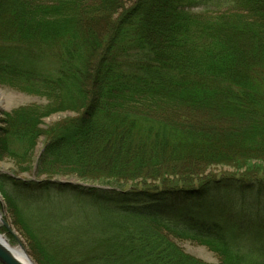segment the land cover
Here are the masks:
<instances>
[{
    "label": "trees",
    "instance_id": "16d2710c",
    "mask_svg": "<svg viewBox=\"0 0 264 264\" xmlns=\"http://www.w3.org/2000/svg\"><path fill=\"white\" fill-rule=\"evenodd\" d=\"M0 84L47 100L0 111V161L36 176L0 172V210L37 264H264V180L205 172L264 168V0H0Z\"/></svg>",
    "mask_w": 264,
    "mask_h": 264
},
{
    "label": "rangeland",
    "instance_id": "374dc122",
    "mask_svg": "<svg viewBox=\"0 0 264 264\" xmlns=\"http://www.w3.org/2000/svg\"><path fill=\"white\" fill-rule=\"evenodd\" d=\"M203 9L202 4H198L196 6H191L190 10L194 12H199ZM226 9V7L224 8ZM106 18L103 20L104 27H108L106 23ZM107 26H106V25ZM1 90V98H0V111L11 112L17 107L23 105H30V104H44L47 100L39 95L30 94L28 92L22 90H16L10 87H6L0 84ZM81 110H63L58 111L51 114L49 117L45 119L44 127L51 126L56 123L65 122L73 117L79 115ZM47 136H42L38 144L36 145L32 155L30 157L31 162H35L38 156L40 155L46 141ZM0 172H8L15 176H19L20 178L24 179H35L36 176L31 174L28 171H25L20 163L14 157H5L0 161ZM206 173L212 174L217 178H221L226 175H230L236 178H244L245 180H264V168L262 171L252 172L251 170L245 168L244 166H233V165H225V164H218L211 166L210 168L205 170ZM41 178H51L53 180H60V181H80V182H87L90 183L89 180H82L78 179L75 176H68V175H43ZM153 181H142V180H122V181H115L124 189H130L132 187L141 188L145 185L150 184ZM197 182V181H195ZM99 183V182H95ZM159 184L158 181H155L154 184ZM251 194V191H242L237 190L234 188L224 189L221 190L220 201L228 202L231 204L232 202L235 204H239L240 200L243 196ZM181 201L186 207L191 208L192 211L195 213L197 218L203 221L211 222L212 220L216 219L217 212L219 206L222 202L218 201H210L208 199H197L191 198L186 199L183 196H176L173 197ZM0 235L9 242V244L13 247H19L27 252L30 256L34 264H37L30 252L27 249V242L24 234L21 230L15 225L12 218L6 213V210H0ZM181 246L190 254L206 261L209 263L219 264L220 260L219 257L212 251H210L207 247L203 245H199L196 243H192L190 241H180ZM2 264V263H1Z\"/></svg>",
    "mask_w": 264,
    "mask_h": 264
},
{
    "label": "water",
    "instance_id": "95a60500",
    "mask_svg": "<svg viewBox=\"0 0 264 264\" xmlns=\"http://www.w3.org/2000/svg\"><path fill=\"white\" fill-rule=\"evenodd\" d=\"M5 241L6 240L0 235V263L2 264H24L17 258V256L13 254V251L10 250V248L6 245Z\"/></svg>",
    "mask_w": 264,
    "mask_h": 264
},
{
    "label": "bare ground",
    "instance_id": "6f19581e",
    "mask_svg": "<svg viewBox=\"0 0 264 264\" xmlns=\"http://www.w3.org/2000/svg\"><path fill=\"white\" fill-rule=\"evenodd\" d=\"M0 98H1V90H0ZM1 218V216H0ZM6 245L10 248L11 251H13V254L17 256V258L24 264H33L32 259L30 256L25 252L23 249L19 247H13L9 244V242L6 240Z\"/></svg>",
    "mask_w": 264,
    "mask_h": 264
}]
</instances>
